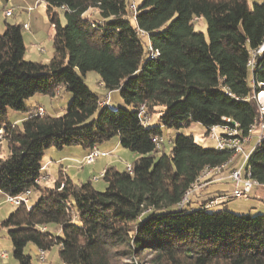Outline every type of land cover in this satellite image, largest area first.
<instances>
[{
    "label": "trees",
    "instance_id": "obj_1",
    "mask_svg": "<svg viewBox=\"0 0 264 264\" xmlns=\"http://www.w3.org/2000/svg\"><path fill=\"white\" fill-rule=\"evenodd\" d=\"M40 1L53 29L48 63L24 59L21 26L4 23L0 33V130L8 149L0 193L38 195L31 209L14 207L1 223L16 264H32L28 244L44 252L57 247L62 264H264L263 213L176 208L200 171L229 154L200 146L191 134H177L168 153L164 143H152L161 127L199 124L206 136L230 119L246 135L258 121L253 95L264 90V51L253 53L264 43V2L250 8L248 0H140L131 19L135 0ZM89 11L96 20L85 17ZM196 20L205 22L206 36L193 31ZM89 72L126 107L100 106L83 80ZM58 89L72 94L62 115L5 121L8 110L26 112V100L54 97ZM142 105L147 116L157 115L156 125L142 124ZM115 137L137 158L131 173L107 167L103 191L79 187L61 171L51 187L35 184L46 150L90 151ZM247 168L263 186L264 143ZM52 225L59 234L47 230Z\"/></svg>",
    "mask_w": 264,
    "mask_h": 264
},
{
    "label": "rangeland",
    "instance_id": "obj_2",
    "mask_svg": "<svg viewBox=\"0 0 264 264\" xmlns=\"http://www.w3.org/2000/svg\"><path fill=\"white\" fill-rule=\"evenodd\" d=\"M2 0L3 3H5ZM10 7L13 9V15L11 17H4L3 10L0 11V33L4 31L5 24L8 25H18L22 26L24 23L28 25V30L21 31L23 43L25 47V54L24 59L27 61L37 62V63H48L53 55V46H52V35H53V29L50 26L48 17L46 15V9L45 4L43 1L40 0H7ZM140 0H135V5L138 4ZM264 0H248V5L250 8L254 4H261ZM3 5V4H2ZM29 10V11H28ZM88 16L91 20H96L97 17L95 13L92 11L88 12L86 17ZM59 19L61 21V24H65V17L62 12H59ZM5 21V22H4ZM193 31L195 33H203L206 36V24L203 20H196L193 23L192 27ZM38 48H41L44 50V53H39L37 51ZM83 80L85 84L88 86V88L100 96L102 101H108L111 105L116 106H122L126 107L120 98L118 91H111L109 92L106 90L101 83H99V77L94 72L86 73L83 77ZM72 99V94L65 89H58L56 92V96L49 97L47 95H35L31 97L30 99L26 100V108L28 111L26 112H15L8 110V113L5 117V121L7 123L12 124H20L24 119H26L30 114L37 112V108L40 107L46 115L49 116H60L63 114V112L66 110L67 106L69 105L70 101ZM43 112V114H44ZM149 123L151 125L157 124V115H148ZM162 131V137L164 138V145H163V151L165 153H168L171 149V144L169 141L174 140L175 136L177 134H191L194 138V141L199 144L200 146L204 148L212 147L213 144L206 138L205 129L199 125V124H191L189 128L187 129H174V128H166L161 127ZM3 138V137H2ZM251 142L248 147H246V150L253 147L256 143V136L253 134L251 136ZM117 138H112L108 141H105L100 145L109 144L107 145L109 148L110 146L114 147V144L116 142ZM101 149V147H100ZM74 150L73 147L63 149L62 151H57L55 149H48L44 153L42 162L43 164L46 161H57L59 159L60 153H67L69 151ZM125 152V153H120ZM126 154V155H125ZM133 153L123 149L120 147V150L118 152H115L112 157H109L111 159H103L96 161L91 166H83L79 171H76L80 173V175L75 179L76 182L80 181L82 184L89 183L95 190L97 191H103L105 188V183L103 182L102 178H100V174L102 173L101 170L105 167L106 163L110 160H113L115 163V167L119 171H125V165L129 164L131 165L133 162V158L130 156ZM8 155V149L6 142L2 139L0 140V159L5 158ZM241 160H236L233 163V166L236 168L239 166ZM65 166V165H64ZM74 171L71 172V175H73ZM42 175L45 174L44 168H42L41 172ZM244 173V172H243ZM55 177V176H54ZM97 178V180H95ZM47 179V178H46ZM45 179V180H46ZM55 182V178H52L51 180L47 182H43V186L51 187L53 183ZM248 197L243 196L239 199H228L225 203L229 206H227V210L237 214L242 215L246 214L247 212L243 213L242 211L232 210L233 204H243L245 203L246 199ZM36 200V195L31 196L30 198V204H32ZM207 202V201H206ZM206 202L204 205H206ZM231 205V206H230ZM226 208V206L220 205V203L209 206L206 210L208 212H215L222 208ZM234 207V206H233ZM236 207V206H235ZM14 210V207L10 206L9 204L5 203V197L0 194V256L5 253L7 257L9 258L10 263H16L14 259L11 257V243L7 237L6 229L1 227L2 221ZM256 211H258L257 208H255ZM255 210L251 211L252 215L262 214L261 212H256ZM56 227L55 225L50 226L51 228ZM51 231V230H50ZM26 254H28L31 257V263L32 264H62L58 259V248L54 247L50 251L44 252L45 256V262H40L37 257L38 250L35 249V247L32 244H28L25 248ZM9 263V264H10ZM1 264V260H0Z\"/></svg>",
    "mask_w": 264,
    "mask_h": 264
},
{
    "label": "built area",
    "instance_id": "obj_3",
    "mask_svg": "<svg viewBox=\"0 0 264 264\" xmlns=\"http://www.w3.org/2000/svg\"><path fill=\"white\" fill-rule=\"evenodd\" d=\"M3 8L2 3L0 2V9ZM130 9V17L131 19L135 18L137 9L135 3H132L129 7ZM29 11V10H28ZM13 14L12 8H7L3 10L4 17H11ZM86 17V16H85ZM88 17V16H87ZM23 30H28V25H22ZM37 51L39 53H44V50L38 48ZM264 51V43L260 46L254 53L253 57L256 55H260ZM148 52L150 53V57L154 58L157 56V53H153L152 49L149 47ZM247 67L250 70H253L255 67L254 59L252 58ZM262 84H258V87L261 88ZM253 99L255 100L259 118L258 121L254 122L247 131V134L244 135L243 132L239 129L238 125L232 122L230 119H223L224 124L219 126H213L208 129L206 138L213 144V149L217 152H225L229 154V158L226 162L219 166L204 167L193 184L190 185L188 190L184 193L181 201L177 204L176 208L178 210L188 209L192 211L194 208L191 207V201L195 196H200L201 190L205 188L210 182L215 179H221L222 174L227 171V178L231 181L233 185V191L228 198L231 199H239L243 196L248 195L254 187H259L260 185L251 178L250 172L247 168V161L251 155V153L264 143V90H260L255 92L253 95ZM100 106L112 107L108 101H103L100 103ZM38 115H43V110L38 107ZM138 117L144 126L149 124V119L145 113L144 105L140 106L138 109ZM255 134L256 143L253 147L246 150V147L249 146L251 142V136ZM4 135V131L0 130V140ZM152 143L155 145L156 149H160L161 145L164 143L163 137L155 136L152 138ZM100 157V153L96 147H92V149L88 152V154L84 157L82 163L84 165H91L95 162L97 158ZM241 160L238 167H234L233 163L236 160ZM125 171L131 173V165H125ZM244 172V173H243ZM104 172L100 174V178L103 177ZM47 177L40 175L39 178L36 179L35 184L41 183ZM97 180V178H95ZM264 186V185H263ZM30 196L31 191L26 190L24 193L18 196H5V203L10 206L17 207L20 205H24L28 210L31 209L30 204ZM226 197H216L209 199L206 202L207 207L218 204L220 200L225 199ZM2 258L6 257V254L3 253L1 255ZM37 257L40 262L45 261L44 251L38 250Z\"/></svg>",
    "mask_w": 264,
    "mask_h": 264
},
{
    "label": "crops",
    "instance_id": "obj_4",
    "mask_svg": "<svg viewBox=\"0 0 264 264\" xmlns=\"http://www.w3.org/2000/svg\"><path fill=\"white\" fill-rule=\"evenodd\" d=\"M4 2L5 3H3L2 0H1V3L3 4V8L0 9L1 12L4 9L11 8L10 5H9V3L7 2V0L4 1ZM44 114H46V113L44 112ZM107 145H109V144L108 143L107 144H104V145L102 144L99 147L96 146L97 150L100 153V157L97 158L95 160V162L98 161V160H101L102 161L103 159H108L109 157H112V155L115 152H118V150H120L118 138H117V140H116V142L114 144V147L110 146V148H109ZM72 147L74 148V150L69 151L67 153H60V154H58L59 155L58 156L59 159L56 162L55 161H51V159H50L49 161H46L43 164V168H44V172H45V174L43 176H46L47 177V179L44 180L45 182L51 180L52 178H55V180H56L59 171H61V173L63 175H65L68 178H70V180L74 184H76L77 186H79V187H82L83 188V187H86V186L90 185L89 183L82 184L80 181L76 182L75 179H73V178H77L80 175V173H78L76 171H79V169H81L83 166H91L95 162L93 164H91V165H84L82 163V161H83L84 157L88 154L89 151L86 150V149H83L80 146H72ZM100 147H101V149H100ZM67 148H70V147H67ZM63 149H66V148H63ZM63 149L57 150V151H62ZM120 153H125V152H120ZM130 156L133 158V160L135 158H137V155L134 154V153L132 155H130ZM109 159H111V158H109ZM114 163L115 162L113 160L108 161L106 163L105 167L101 170V172H104V170L107 167L115 166ZM72 171H74L72 173L73 175H71V172ZM227 174H228V172L225 171L222 174L221 179H215L212 182H210L205 188H203L201 190L200 196L199 195L198 196H195L193 198V200L191 201V207H193V208H199L202 204H204L209 199L216 198V197L217 198L218 197H220V198L221 197H226L225 199H222V200H220L218 202L220 203V205L226 206V208L225 207L224 208L227 209V206H229V205H227L225 202L228 199H231V198H228L227 196H229L231 194V192L233 191V185H232L231 181L227 178ZM44 181H42L41 184ZM1 195H3V194H1ZM35 195H36V200H37L38 195L37 194H35ZM31 196H34V193L31 194ZM31 196H30V198H31ZM246 197H248V198L245 200L246 201L245 203H243V204H236V203L233 204L232 207H231V208H233L232 210H237V211L239 210V211H242L243 213H245V212L251 213L252 210H255V208H257L258 211L255 210L256 212H261V213L264 214V186L254 187L251 190V192L248 195H246ZM205 207H206V209L208 208L207 206H205ZM47 230L48 231L51 230L50 232H52V233H54L56 235L59 234V231H60L59 230V227H57V226L54 227V228H51V229H50V226H48L47 227ZM0 248H1V246H0ZM10 252H11V248H10ZM0 260H1V264H9L10 263L9 262V258L7 257V255H6L5 258H2L0 256ZM10 264H16V263H10Z\"/></svg>",
    "mask_w": 264,
    "mask_h": 264
}]
</instances>
